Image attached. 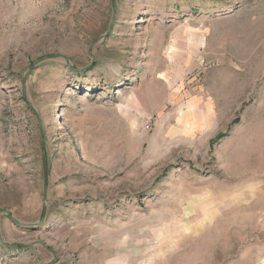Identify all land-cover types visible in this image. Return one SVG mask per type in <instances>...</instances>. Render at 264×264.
I'll list each match as a JSON object with an SVG mask.
<instances>
[{
	"label": "rangeland",
	"instance_id": "374dc122",
	"mask_svg": "<svg viewBox=\"0 0 264 264\" xmlns=\"http://www.w3.org/2000/svg\"><path fill=\"white\" fill-rule=\"evenodd\" d=\"M0 264H264V0H0Z\"/></svg>",
	"mask_w": 264,
	"mask_h": 264
},
{
	"label": "bare ground",
	"instance_id": "6f19581e",
	"mask_svg": "<svg viewBox=\"0 0 264 264\" xmlns=\"http://www.w3.org/2000/svg\"><path fill=\"white\" fill-rule=\"evenodd\" d=\"M161 84H162V81H161ZM162 86L164 87V85H162ZM163 87H162V88H163ZM158 91H159V94H160V93H163V95H164L163 90H162V91L158 90ZM157 94H158V92H157ZM158 96H159V95H158ZM158 96H157V97H158ZM157 99H159V98H157ZM159 102H160V101H159ZM157 104H158V103H157Z\"/></svg>",
	"mask_w": 264,
	"mask_h": 264
}]
</instances>
